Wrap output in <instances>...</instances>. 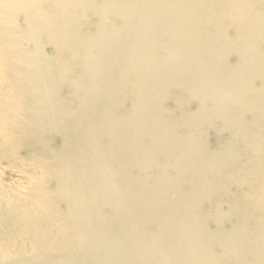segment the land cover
Here are the masks:
<instances>
[{
  "label": "bare ground",
  "instance_id": "1",
  "mask_svg": "<svg viewBox=\"0 0 264 264\" xmlns=\"http://www.w3.org/2000/svg\"><path fill=\"white\" fill-rule=\"evenodd\" d=\"M0 264H264V0H0Z\"/></svg>",
  "mask_w": 264,
  "mask_h": 264
}]
</instances>
